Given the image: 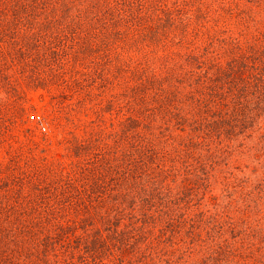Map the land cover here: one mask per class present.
Returning a JSON list of instances; mask_svg holds the SVG:
<instances>
[{
	"label": "trees",
	"instance_id": "16d2710c",
	"mask_svg": "<svg viewBox=\"0 0 264 264\" xmlns=\"http://www.w3.org/2000/svg\"><path fill=\"white\" fill-rule=\"evenodd\" d=\"M255 1L247 0L249 4ZM215 2L0 0L1 76L5 74V63H11L18 67L19 77L35 84L39 82V64L43 63L48 73L42 79L55 77L67 84H81L97 75L105 76L106 86L111 89V76L127 79L138 93L137 110L142 117L146 114V124L151 122V115L167 116L173 125H186L191 130L187 136L174 138L179 141L166 138L171 149L180 147L168 150L163 145L155 164L159 157L151 147L155 140L147 143L143 133L137 132L138 157L143 159L142 149L152 157L135 176V188L127 190V202L131 204L124 207L123 213L129 215L128 223L121 224L122 208L113 205L106 212L93 213L94 219L86 211L80 217L66 216L67 206L75 203L69 199L71 195L60 204V211L43 210L41 220L46 223L40 227V237H29L20 216L11 218L5 213L0 218V264L164 261L161 254L152 251L148 239H154L151 234L157 223L166 220L172 224V216L183 210L185 198L171 193L173 184L163 188L157 173L165 171L166 177L181 178L179 184L174 183L181 194L191 191L186 196L189 202L193 186L187 181L196 182L193 174L199 168L202 172L213 171L220 159L238 152L229 143L223 146L221 139L236 140L243 132L264 126V29L258 22L253 24L251 4L239 6L230 0L227 6L219 2V8L234 15L226 16L233 22L228 29L218 27L222 15L216 14ZM242 33H248L249 38H242ZM212 144L217 147L216 158L210 150ZM78 145L80 154L83 147ZM205 148L210 150L208 163L199 162L198 167L189 168L195 156L205 158L196 155L197 150ZM182 164L184 170H180ZM138 197L141 204L128 209ZM49 212L55 217L51 218ZM184 221V217L177 220L175 226ZM150 225L154 227L148 229Z\"/></svg>",
	"mask_w": 264,
	"mask_h": 264
},
{
	"label": "rangeland",
	"instance_id": "374dc122",
	"mask_svg": "<svg viewBox=\"0 0 264 264\" xmlns=\"http://www.w3.org/2000/svg\"><path fill=\"white\" fill-rule=\"evenodd\" d=\"M226 1L216 0L215 9L216 14L222 15L218 27L228 29L233 20L226 16L234 15L219 8V2L227 6ZM230 1L239 6L251 4L253 24L258 22L264 29V0L250 4L247 0ZM241 37L249 38L248 33H242ZM3 67L5 74L0 75V218L5 213L11 218L18 215L28 228L29 237L41 236L40 227L46 223L41 220L45 215L43 210H61L60 204H65V198L71 195L69 199L75 203L67 206L66 216L80 217L86 211L94 219L93 213L106 212L113 205L118 210L122 208L121 224L128 223L130 217L123 213L124 207L131 204L127 202V190L135 188L138 182L135 176L152 157L144 149L143 159L138 157L137 132L143 133L147 143L155 140L151 143L159 156L155 164L164 148L180 147L171 149L166 138L179 141L180 136L191 132L189 126L179 128L167 116L153 115L146 124V114L142 117L137 110L138 93L133 82L127 79L111 76L112 91L106 86L105 76L96 75L81 84H67L55 77L42 79L48 69L40 63L39 82L31 84L19 77L16 65L5 63ZM177 136L178 140L174 139ZM221 140L223 146L229 143L238 152L235 150L231 158L220 159L213 171L202 172L199 168L193 174L196 182L187 181L188 186H193L189 202L186 196L191 191L185 190L182 194L177 191L176 184L181 178L166 177L165 171L157 173L162 187L173 184L175 189L171 193L185 198L183 210L172 216L173 225L165 220L155 227L147 226L154 227L151 234L154 239H148L152 251L167 261L161 264H264V188L261 186L264 185V126L243 132L236 140L228 141L225 137ZM78 143L83 147L80 154L76 149ZM213 145L210 150L216 158L217 147ZM209 151L197 150L196 155L199 153L207 159L200 160L197 155L189 168L198 167L199 162L208 163ZM180 170H184L183 164ZM139 199L128 209L141 204ZM50 213V217H55ZM183 217L184 224L177 228V220Z\"/></svg>",
	"mask_w": 264,
	"mask_h": 264
},
{
	"label": "built area",
	"instance_id": "2783aa9c",
	"mask_svg": "<svg viewBox=\"0 0 264 264\" xmlns=\"http://www.w3.org/2000/svg\"><path fill=\"white\" fill-rule=\"evenodd\" d=\"M38 122H39V127H40L42 130H44L45 127H44L43 124L40 122V120H38Z\"/></svg>",
	"mask_w": 264,
	"mask_h": 264
}]
</instances>
